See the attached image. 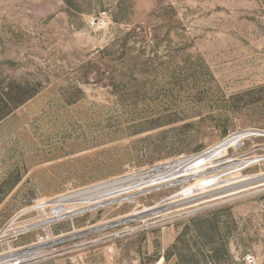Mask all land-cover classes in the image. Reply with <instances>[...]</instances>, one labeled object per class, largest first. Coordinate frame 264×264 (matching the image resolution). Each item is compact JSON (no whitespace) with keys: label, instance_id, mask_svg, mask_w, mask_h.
<instances>
[{"label":"rangeland","instance_id":"1","mask_svg":"<svg viewBox=\"0 0 264 264\" xmlns=\"http://www.w3.org/2000/svg\"><path fill=\"white\" fill-rule=\"evenodd\" d=\"M2 90L26 99L0 118V230L44 199L247 131L219 180L262 176L264 0H0ZM189 178L54 234L142 213ZM202 201L68 240L35 264H264V181Z\"/></svg>","mask_w":264,"mask_h":264},{"label":"built area","instance_id":"2","mask_svg":"<svg viewBox=\"0 0 264 264\" xmlns=\"http://www.w3.org/2000/svg\"><path fill=\"white\" fill-rule=\"evenodd\" d=\"M210 149L178 158L175 161L179 162V165L173 173L177 176L192 175L197 170L206 168L207 164L202 161V157ZM158 167L160 166L138 171L134 170L124 175L113 177V200L116 201L113 205L120 207L125 204H133L135 201L130 203V200L125 199V197L137 195L136 198H139L155 188L148 189L151 186H148L146 182L148 181V172ZM94 185L44 199L36 205L20 210L8 220L0 230V241L3 240L2 245L7 249L2 255L6 257L4 264H35L58 254L61 251V246L68 242V240H60L61 238L65 239L68 234L55 235L53 227L81 213L93 211L90 207H94L93 204L100 201L101 194L93 193L86 200L77 203L56 201L61 196L72 193H83L85 195L89 191L87 189L94 187ZM33 233L36 234L31 241L25 245L14 247V244L21 237H28ZM248 263L253 264L254 259L248 258Z\"/></svg>","mask_w":264,"mask_h":264},{"label":"bare ground","instance_id":"3","mask_svg":"<svg viewBox=\"0 0 264 264\" xmlns=\"http://www.w3.org/2000/svg\"><path fill=\"white\" fill-rule=\"evenodd\" d=\"M246 134H249L248 131L245 133H239L237 135H234L233 137L228 138L225 141L223 140V142L211 148L202 157V161L206 162L207 167L197 170L192 175L186 174L182 176H177L176 174H174L173 172L179 165V162L177 161H167L162 165H159L160 167L152 171L150 170L148 172L149 176L146 184L151 187H149L148 189L152 187L159 188L158 186H162L170 182L173 183V181L175 180L183 179L188 176L191 178L192 176H194L195 182L192 183L190 186H187L186 188L184 187L182 192L170 198L169 201H166L165 203H162L155 207H151L142 213H135L131 216L128 217L126 216L114 222L109 221L105 223H98L91 227L83 228L79 231H74L73 233H69L68 235H66L67 237H65V239L61 238L60 241L78 239L81 237H85L86 235L89 234L105 231L115 226L124 225L126 223H130L133 221L145 220L148 217L170 212L173 208H179L184 205H189L195 203L196 201L198 202L199 200H203L202 202H205L207 200H210L211 198L216 199L219 196L239 194V192L244 190L246 187L261 183L262 181H264V175L257 177H246V178H242L241 176H235L233 177L234 181H232V183H227L228 181L221 182V180H219L220 172L227 170V168L231 166H234V165H229V166L225 165V167H222L224 166L225 163H223V161H221L220 159L225 158L228 149H230L231 147L238 148L239 145H241L242 140L246 137ZM87 190L89 191L85 195H83V193H72L69 195H63L56 202L77 203L82 200H86L93 193L95 194L98 193L101 194L100 201L93 204L94 207H90L91 210L95 211L97 209H101L102 207L112 206L113 204L116 203V201L113 200V179L110 181L101 182L100 184L94 185V187H91L90 189ZM196 190L199 191L197 194L192 195L193 196L192 198L188 197V199H186L185 196H187L189 192ZM249 195L252 194H248V196ZM136 196L137 195H131L129 197H125V199L130 200V202H133ZM112 237L113 235L108 238H112ZM100 240L101 239H98L94 242H99ZM2 255H0V264H4L6 258ZM158 264H162V261L158 262Z\"/></svg>","mask_w":264,"mask_h":264},{"label":"trees","instance_id":"4","mask_svg":"<svg viewBox=\"0 0 264 264\" xmlns=\"http://www.w3.org/2000/svg\"><path fill=\"white\" fill-rule=\"evenodd\" d=\"M23 87V86H19ZM26 98H23V96H20V93L13 94L9 92H4V90L0 91V118L9 110L17 107L18 105L25 102Z\"/></svg>","mask_w":264,"mask_h":264}]
</instances>
